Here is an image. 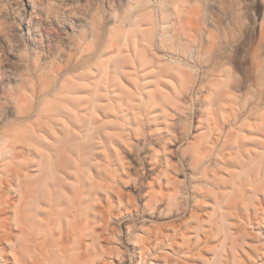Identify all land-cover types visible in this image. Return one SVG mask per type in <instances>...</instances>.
Here are the masks:
<instances>
[{"label":"clouds","instance_id":"clouds-1","mask_svg":"<svg viewBox=\"0 0 264 264\" xmlns=\"http://www.w3.org/2000/svg\"><path fill=\"white\" fill-rule=\"evenodd\" d=\"M0 264H264V0H0Z\"/></svg>","mask_w":264,"mask_h":264}]
</instances>
